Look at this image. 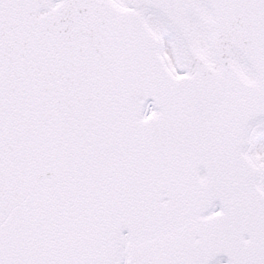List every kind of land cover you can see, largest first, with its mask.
I'll list each match as a JSON object with an SVG mask.
<instances>
[{
  "label": "snow or ice",
  "instance_id": "obj_1",
  "mask_svg": "<svg viewBox=\"0 0 264 264\" xmlns=\"http://www.w3.org/2000/svg\"><path fill=\"white\" fill-rule=\"evenodd\" d=\"M0 264H264V0H0Z\"/></svg>",
  "mask_w": 264,
  "mask_h": 264
}]
</instances>
